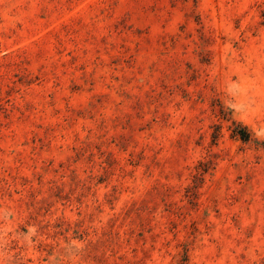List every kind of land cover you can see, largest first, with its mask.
Returning a JSON list of instances; mask_svg holds the SVG:
<instances>
[{"label": "rangeland", "instance_id": "rangeland-1", "mask_svg": "<svg viewBox=\"0 0 264 264\" xmlns=\"http://www.w3.org/2000/svg\"><path fill=\"white\" fill-rule=\"evenodd\" d=\"M0 264H264V0H0Z\"/></svg>", "mask_w": 264, "mask_h": 264}]
</instances>
